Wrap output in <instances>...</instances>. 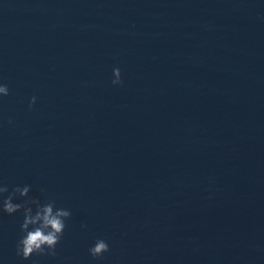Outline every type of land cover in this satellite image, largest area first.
<instances>
[{
  "label": "water",
  "instance_id": "water-1",
  "mask_svg": "<svg viewBox=\"0 0 264 264\" xmlns=\"http://www.w3.org/2000/svg\"><path fill=\"white\" fill-rule=\"evenodd\" d=\"M0 83V185L71 212L0 264H264V0H0Z\"/></svg>",
  "mask_w": 264,
  "mask_h": 264
},
{
  "label": "clouds",
  "instance_id": "clouds-1",
  "mask_svg": "<svg viewBox=\"0 0 264 264\" xmlns=\"http://www.w3.org/2000/svg\"><path fill=\"white\" fill-rule=\"evenodd\" d=\"M113 84L121 83V74L119 68L113 69ZM9 94L6 84L0 83V96ZM36 101L33 96L29 102L31 108ZM30 185L15 186L9 192L7 185H0V211L9 215L22 210L23 221L20 225L21 237L16 243V254L24 260H28L35 255H56V245L60 242L66 227V220L71 212L68 209L57 207L55 200H48L41 204L38 199H28L23 202H14L19 195L26 197L30 191ZM4 193H8L4 196ZM32 205L35 206L33 209ZM89 254L95 259L100 258L109 251V244L104 239H97L92 247L89 248Z\"/></svg>",
  "mask_w": 264,
  "mask_h": 264
}]
</instances>
